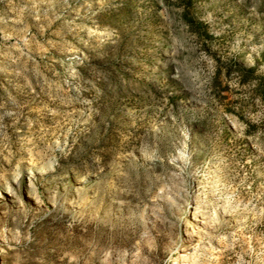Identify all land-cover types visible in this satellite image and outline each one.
Wrapping results in <instances>:
<instances>
[{
  "label": "rangeland",
  "instance_id": "1",
  "mask_svg": "<svg viewBox=\"0 0 264 264\" xmlns=\"http://www.w3.org/2000/svg\"><path fill=\"white\" fill-rule=\"evenodd\" d=\"M184 258L264 264V0H0V264Z\"/></svg>",
  "mask_w": 264,
  "mask_h": 264
},
{
  "label": "bare ground",
  "instance_id": "2",
  "mask_svg": "<svg viewBox=\"0 0 264 264\" xmlns=\"http://www.w3.org/2000/svg\"><path fill=\"white\" fill-rule=\"evenodd\" d=\"M191 240H193V239H191ZM182 264H193V262H192V260H189L188 258H184V261L182 262Z\"/></svg>",
  "mask_w": 264,
  "mask_h": 264
}]
</instances>
